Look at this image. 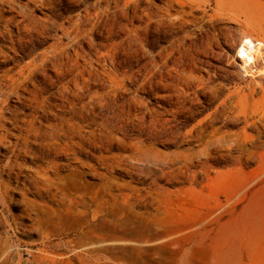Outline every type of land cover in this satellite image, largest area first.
<instances>
[{
  "label": "rangeland",
  "instance_id": "1",
  "mask_svg": "<svg viewBox=\"0 0 264 264\" xmlns=\"http://www.w3.org/2000/svg\"><path fill=\"white\" fill-rule=\"evenodd\" d=\"M30 6L0 264H264V0Z\"/></svg>",
  "mask_w": 264,
  "mask_h": 264
},
{
  "label": "bare ground",
  "instance_id": "2",
  "mask_svg": "<svg viewBox=\"0 0 264 264\" xmlns=\"http://www.w3.org/2000/svg\"><path fill=\"white\" fill-rule=\"evenodd\" d=\"M50 1V0H48ZM47 0H27L22 3L19 0H0V63H9L16 60V55L22 54L23 57H29L24 52L23 48L15 43L13 36H20L22 32L31 30L38 20V25L41 31L45 32L49 30L55 21L53 14L35 18L32 14L31 4H36L45 7ZM3 6L6 7V11L14 12V15H5ZM12 27L16 30L13 31ZM51 51H54V45L49 47ZM5 49L12 52L14 55L5 53ZM241 68H245L248 64V50L246 46H241ZM35 65L32 59H27L24 65H20L17 69L14 66H9L0 73V129H4L8 133V129L5 127L4 121L7 118L4 116L3 107L8 103L11 97L17 99L22 98L23 93L28 90L25 84L29 81V73L31 67ZM4 132V134H5ZM3 138V134H0V141ZM0 204H5L4 198L0 196ZM4 245L1 247L0 250Z\"/></svg>",
  "mask_w": 264,
  "mask_h": 264
},
{
  "label": "built area",
  "instance_id": "3",
  "mask_svg": "<svg viewBox=\"0 0 264 264\" xmlns=\"http://www.w3.org/2000/svg\"><path fill=\"white\" fill-rule=\"evenodd\" d=\"M254 70V69H253Z\"/></svg>",
  "mask_w": 264,
  "mask_h": 264
}]
</instances>
